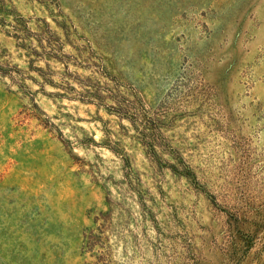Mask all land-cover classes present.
Segmentation results:
<instances>
[{
  "label": "rangeland",
  "instance_id": "obj_1",
  "mask_svg": "<svg viewBox=\"0 0 264 264\" xmlns=\"http://www.w3.org/2000/svg\"><path fill=\"white\" fill-rule=\"evenodd\" d=\"M0 264H264V0H0Z\"/></svg>",
  "mask_w": 264,
  "mask_h": 264
}]
</instances>
